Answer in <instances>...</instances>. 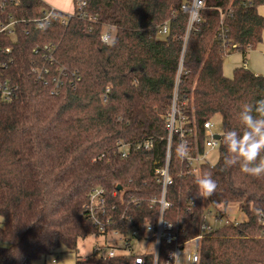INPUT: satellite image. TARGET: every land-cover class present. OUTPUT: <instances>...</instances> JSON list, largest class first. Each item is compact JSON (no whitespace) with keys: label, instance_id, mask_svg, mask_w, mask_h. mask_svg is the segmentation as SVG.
<instances>
[{"label":"trees","instance_id":"trees-1","mask_svg":"<svg viewBox=\"0 0 264 264\" xmlns=\"http://www.w3.org/2000/svg\"><path fill=\"white\" fill-rule=\"evenodd\" d=\"M190 1L73 0L64 25L68 16L57 10L41 21L50 8L43 0H0V26L15 22L13 33H0V50L11 49L0 53L7 65L1 79L18 87L11 101L0 100V264H35L62 246L72 252L99 237L85 210L96 188L106 191L108 214L124 219L125 232L143 230L157 215L148 205L160 193L153 162L165 157L166 117L181 67L179 103L199 143L203 124L217 115L222 138L243 133L240 112L264 98V76L241 67L228 78L225 47L245 56L262 43L264 0H206L185 43L188 15L181 8ZM165 25L170 35L158 40ZM107 31L114 45L102 41ZM60 67L69 75L52 94ZM222 138L219 161L201 171L217 183L211 197L198 194L196 177L179 176L185 166L175 148L166 218L186 224L181 238L189 240L205 209L238 207L246 220L207 234L200 264H264V176L226 165ZM148 140L151 151L136 148ZM185 140L193 138L178 136L176 146ZM120 143L130 145L128 158ZM119 262L93 253L76 264Z\"/></svg>","mask_w":264,"mask_h":264},{"label":"built area","instance_id":"built-area-1","mask_svg":"<svg viewBox=\"0 0 264 264\" xmlns=\"http://www.w3.org/2000/svg\"><path fill=\"white\" fill-rule=\"evenodd\" d=\"M206 0H191L189 3L182 5V12L188 15V26L184 42L186 43L190 36L191 30L196 23L201 22V12L204 9ZM86 4L80 2L78 7L80 9L85 8ZM55 10L49 8L44 12V17L41 21H49L55 16ZM225 14H221L222 20ZM68 18L63 20L65 25ZM1 25L0 33L5 30H10L12 25ZM223 21H221V25ZM13 33V30H10ZM170 35V28L168 25L163 26L157 32V39L164 41ZM111 33L108 31L102 35V41H111ZM108 44V43H106ZM55 47L53 45L46 46V51L50 54ZM234 46L228 45L225 47L226 53L230 54ZM5 54H10L11 49L6 48L1 51ZM233 52V51H232ZM49 58L53 60V56ZM0 67L7 68L5 63L0 61ZM35 70V69H34ZM59 77L53 79L55 88L52 90V94L59 93V90L64 85V79H66L68 72L65 68L60 67L58 69ZM182 67L176 76V83L172 93L171 104L169 112L166 117V131H167V144L164 160L157 157L153 162V172L156 178V183L160 186V193L151 198L148 202L150 209L157 212V215L152 216L146 223L143 230L132 229L127 232L122 230V226L126 223L122 220L115 219L108 214V202L106 191L103 188L94 189L90 196L89 202L85 208L86 216L94 225L98 228L100 236L106 238L118 237L124 243L123 246H106L99 247L95 250V256L98 259L114 260L119 259V264H200V252L201 245L204 237L207 234L213 233L219 228L229 225L237 224L245 221V214H241L239 208L235 210L234 207L225 208L219 206L214 209H205L201 215L199 224V232L196 237L183 240L181 238V232L185 229L186 224L180 227L175 226L173 222L166 218L169 210L172 209L173 203L169 200V188L174 183L172 170V154L176 148V137L180 136L185 138L192 136V142L185 140L188 146V155L182 158V164L185 166V171L179 176L199 177L204 166H213L208 161V155L210 151L218 150L220 148L221 140H217L216 136L219 134L215 131V124L212 120H208L203 124V146L199 143L197 135L193 133L192 129L186 128L187 117L185 116L182 104L179 103L178 87L180 83V72ZM2 71L0 70V100L11 101L17 96L18 87L12 85L7 80L1 79ZM42 78V74H39V79ZM106 101V100H104ZM195 130V126L193 127ZM129 144L120 143V152L122 158H128L130 152L128 151ZM137 149H144L151 151L153 148V142L151 140L139 143L136 145ZM234 210V211H233ZM237 214L242 215V219L236 218ZM208 218L213 219V224L208 223ZM117 226L114 229H108L111 226ZM99 236V237H100ZM146 242L153 246V250L147 254L141 255L135 253V244ZM178 254L173 256L172 254ZM55 262V261H54Z\"/></svg>","mask_w":264,"mask_h":264},{"label":"clouds","instance_id":"clouds-1","mask_svg":"<svg viewBox=\"0 0 264 264\" xmlns=\"http://www.w3.org/2000/svg\"><path fill=\"white\" fill-rule=\"evenodd\" d=\"M112 45L115 41H105ZM244 126L243 133L230 130L223 136V144L227 148L224 162L228 166L240 165L241 170L253 177L264 176V98L257 100L254 104H245L240 112ZM176 153L184 158L188 155L186 142L176 146ZM198 194L202 197H211L216 189L217 183L211 174L197 177ZM178 256V254H172Z\"/></svg>","mask_w":264,"mask_h":264},{"label":"rangeland","instance_id":"rangeland-1","mask_svg":"<svg viewBox=\"0 0 264 264\" xmlns=\"http://www.w3.org/2000/svg\"><path fill=\"white\" fill-rule=\"evenodd\" d=\"M48 6L57 11L67 15L72 16L75 12V6L73 0H43ZM115 34V32L113 31ZM230 55V54H228ZM228 55L224 56V61L227 59ZM227 67V63H225ZM228 78L232 77V74L227 76ZM213 123L215 124V131L219 134H222V119L219 115L215 116L212 119ZM208 161L211 165L217 164L219 161V151L213 150L209 152ZM237 207H234L235 210ZM233 210V211H234ZM242 214V213H241ZM237 214L235 217L242 219V215ZM1 221V220H0ZM208 223L213 224V219L208 218ZM146 242H141L135 244L134 251L135 253L144 255L153 250V246L150 244H145ZM123 242L120 238H104L103 236H91L84 242L80 243L78 249L76 251H68L64 246L60 247L59 250L48 257L41 258L40 260L36 261L35 264H76L80 259H86L95 253V250L99 247H106V246H123ZM55 261V262H54Z\"/></svg>","mask_w":264,"mask_h":264},{"label":"crops","instance_id":"crops-1","mask_svg":"<svg viewBox=\"0 0 264 264\" xmlns=\"http://www.w3.org/2000/svg\"><path fill=\"white\" fill-rule=\"evenodd\" d=\"M258 13L264 17V7H260ZM225 63H227V67ZM241 67H245L257 75L264 76V33L262 43L258 45L256 49L249 51L247 55L244 56L237 52L228 55L227 59L224 61V74L229 76L233 74L236 68Z\"/></svg>","mask_w":264,"mask_h":264},{"label":"water","instance_id":"water-1","mask_svg":"<svg viewBox=\"0 0 264 264\" xmlns=\"http://www.w3.org/2000/svg\"><path fill=\"white\" fill-rule=\"evenodd\" d=\"M221 138H222V136H220V135L216 136V139H217V140H221ZM118 190H121V188L118 187Z\"/></svg>","mask_w":264,"mask_h":264}]
</instances>
